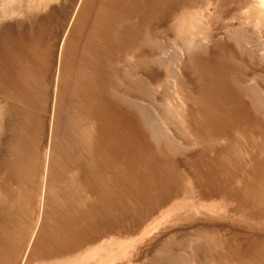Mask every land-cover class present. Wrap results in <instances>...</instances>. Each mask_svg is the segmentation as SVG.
<instances>
[{
    "label": "rangeland",
    "instance_id": "374dc122",
    "mask_svg": "<svg viewBox=\"0 0 264 264\" xmlns=\"http://www.w3.org/2000/svg\"><path fill=\"white\" fill-rule=\"evenodd\" d=\"M0 264H264V0H0Z\"/></svg>",
    "mask_w": 264,
    "mask_h": 264
},
{
    "label": "bare ground",
    "instance_id": "6f19581e",
    "mask_svg": "<svg viewBox=\"0 0 264 264\" xmlns=\"http://www.w3.org/2000/svg\"><path fill=\"white\" fill-rule=\"evenodd\" d=\"M46 2V1H45ZM187 50V49H186ZM176 115V114H175Z\"/></svg>",
    "mask_w": 264,
    "mask_h": 264
}]
</instances>
